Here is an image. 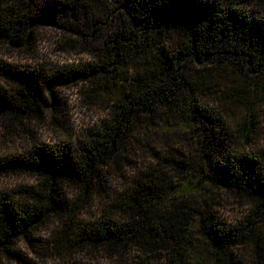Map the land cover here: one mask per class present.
<instances>
[{"label": "trees", "instance_id": "trees-1", "mask_svg": "<svg viewBox=\"0 0 264 264\" xmlns=\"http://www.w3.org/2000/svg\"><path fill=\"white\" fill-rule=\"evenodd\" d=\"M96 2L0 0V46L30 56L39 55L44 23L69 28L73 20L94 38L107 28L101 54L78 66L0 58V136L32 137L0 155V177L37 179L0 189V258L99 264L98 256L135 247L145 264H192L199 235L210 264H247L248 251L261 264L264 225L254 218L264 216V0H110L100 16ZM78 84L89 105L116 90L76 136L62 89ZM156 123L185 135L174 153L146 160L132 141L139 126ZM46 124L70 138L38 140ZM111 170L129 186L125 195L106 185ZM217 188L252 200V216L229 223L209 195ZM101 191L100 211L86 216ZM52 222L50 244L41 233Z\"/></svg>", "mask_w": 264, "mask_h": 264}, {"label": "rangeland", "instance_id": "rangeland-1", "mask_svg": "<svg viewBox=\"0 0 264 264\" xmlns=\"http://www.w3.org/2000/svg\"><path fill=\"white\" fill-rule=\"evenodd\" d=\"M97 7L93 15L100 16L104 7L106 5L110 6L112 3L110 0H96ZM101 7V8H100ZM102 15V14H101ZM105 18V17H104ZM107 20V19H106ZM73 20L68 21V27H62L55 24H42L38 28L39 38H38V54L36 57L27 55L25 53H19L13 49H8L4 46H0V58H3L7 61L14 63H27V64H42L46 67H70L78 66L85 62H90L93 60L95 53L101 54L102 50L101 44L104 34L107 32V28H102L100 31L95 30L97 37H92L90 32L86 28H82L81 25L75 24L71 25ZM106 23V22H105ZM81 29V31H80ZM113 85L110 86L111 89L102 91L101 94L95 95L93 100L96 101L94 104L85 103L80 96V87L78 85H70L64 87V94L68 98L70 104V118L71 124L76 131V136L81 134L85 128L92 125V123L99 119L104 113V109L108 100H110L115 93ZM92 94V92H90ZM86 99V98H85ZM185 135L182 131L174 130L170 125L162 126L158 123L150 125L148 131L142 130V127L139 126L137 130L136 137L137 141H132V144L135 149H141V153L146 155V160L149 157L156 156L155 152L159 153L161 156L167 155L169 152L174 153L173 147L178 146V142L182 140V136ZM36 137L38 140H44L46 142H58L60 139H68L67 133L62 131L59 127L46 124L37 129ZM32 137L26 133L22 134V138L17 141V138L12 139L11 141L3 136H0V155L10 152L12 150H21L26 148L28 145H31ZM180 149V147H179ZM160 162V161H159ZM142 169L144 166H142ZM131 169L130 167L125 170L127 174ZM179 174V173H178ZM180 175V174H179ZM109 181L107 186H110L112 189L113 195L121 196L125 195L128 187L126 181L119 176L114 174L113 170L110 171L108 177ZM37 179L24 174H10L0 177V189H12L20 185H35ZM105 185L106 190L109 189ZM110 189V190H111ZM208 193V192H207ZM209 195H212L216 198H219L223 207L220 208L221 214L226 218L229 223H237L239 220H245L247 217L252 216L250 211L253 206H255L252 200L246 198H239L234 195V193L226 191L222 188H217L212 191H209ZM104 191H101L100 194L96 195V198L93 201V206L85 210L84 214L90 216V214L98 213L102 207L101 203H104L105 200ZM256 224L259 226L264 225V216L261 218H254ZM52 222L44 227V230L41 233V238L45 241H49L50 244L55 243L57 240L56 236V225ZM196 235V234H195ZM196 240V246L194 253L199 257V262H193L192 264H200V261H206L207 264H210L214 259L212 250L208 245L207 241L200 237L199 235ZM22 252L24 255L30 257L31 252L28 246L22 245ZM145 252L140 253L135 247L128 249L122 254L108 255L104 254L98 256L95 259L99 264H145ZM256 257L252 251L247 252V264H256ZM0 264H21L17 260H9L0 258ZM264 264V260L262 263Z\"/></svg>", "mask_w": 264, "mask_h": 264}]
</instances>
